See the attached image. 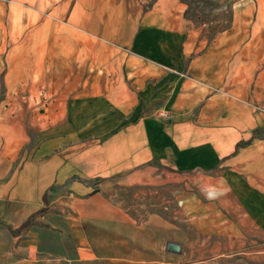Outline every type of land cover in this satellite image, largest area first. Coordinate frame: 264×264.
Wrapping results in <instances>:
<instances>
[{
	"label": "crops",
	"instance_id": "1",
	"mask_svg": "<svg viewBox=\"0 0 264 264\" xmlns=\"http://www.w3.org/2000/svg\"><path fill=\"white\" fill-rule=\"evenodd\" d=\"M146 3L84 0V33L102 41L85 48L99 58L74 93L42 110L29 96L4 93L6 85H29V62L11 78L19 64L12 62L6 85L1 73L3 55L14 51L43 55V67L45 40L4 46L8 33L0 30V233L15 238L37 222L39 233L67 231L73 264H189L194 250L174 237V224L154 212L138 216L122 197L193 177L205 192L193 212L198 231L255 239L264 252V139L253 137L264 127L239 82L253 70L255 51L219 45L244 37L242 23L263 20L255 13L259 0L234 1L231 28L209 45L178 0ZM11 4L0 0L1 23L9 21ZM37 30L44 39L41 25ZM51 186L62 188L44 197ZM186 198L181 214L190 224Z\"/></svg>",
	"mask_w": 264,
	"mask_h": 264
},
{
	"label": "rangeland",
	"instance_id": "2",
	"mask_svg": "<svg viewBox=\"0 0 264 264\" xmlns=\"http://www.w3.org/2000/svg\"><path fill=\"white\" fill-rule=\"evenodd\" d=\"M12 1L9 11L6 10L7 14L11 13L9 21L0 22V30L5 28L8 33L7 39L3 38L4 46L22 47L29 43L37 47L39 41L45 40L47 52L43 67H40L41 62L39 63L43 55L39 56L34 52L5 53L1 73L4 75L2 77L4 84L7 80L5 74L12 67V62L17 61L19 64L13 65L16 69L11 71V78L21 77L22 61L29 62L25 65L24 73L30 72V75L29 85L5 84V92L4 88L2 91L29 96L31 107L42 110L50 101L55 102L54 98L60 100L61 97H68L75 92L70 91L74 89L78 80L85 78L88 64L93 59L96 62L99 58V55L87 51L85 46L91 42L94 46H99L102 41L84 33L86 30L84 0ZM143 1L148 6L146 2L150 0ZM178 1L183 4V15L197 30L202 45H209L219 33L231 28L232 4L238 0ZM257 8L255 13L263 15L262 21L254 23L251 20L242 23L239 27L242 29L239 30L245 31L244 37L237 39L227 37L219 45L253 46L255 66L248 77L239 82L244 86L243 98L246 99L247 106L264 127V0H259ZM39 25L43 30L41 33L45 32L44 39L37 37ZM227 94L236 97L233 93ZM212 191L213 189H207V196H211L208 192ZM123 193L125 196L122 199L126 205L137 210L138 216L143 217L148 212H154L174 224V237L180 241L183 239L191 251L194 250L189 264H264L261 243L255 239L231 241L228 238H216L214 235L207 237L205 233L198 231L193 212L196 211L198 199L204 200L205 192L198 188L197 178L190 177L188 180L173 181L168 185L149 186ZM186 197H189L190 217L194 221L190 224L183 221L181 214ZM39 226L37 222L34 228L22 231L15 238L0 233V264H73L70 259L68 232L45 228V231L39 233Z\"/></svg>",
	"mask_w": 264,
	"mask_h": 264
},
{
	"label": "trees",
	"instance_id": "3",
	"mask_svg": "<svg viewBox=\"0 0 264 264\" xmlns=\"http://www.w3.org/2000/svg\"><path fill=\"white\" fill-rule=\"evenodd\" d=\"M1 88H3L2 87V81H1ZM253 137H257V138H259V139H264V134L263 133H261V131L259 130V129H255V131L253 132ZM237 148H238V145H237ZM61 186H51V187H49V189L47 190V192L44 194V197L46 196V194L48 193V192H50V193H52V194H57L58 192H59V190H61ZM31 221V219L29 218V219H27V221H25V223H23L18 229H17V232H19L22 228H24V227H26L28 224H29V222ZM13 232V231H12ZM11 232V233H12ZM16 232V233H17ZM14 233L15 232H13L12 234L14 235Z\"/></svg>",
	"mask_w": 264,
	"mask_h": 264
},
{
	"label": "water",
	"instance_id": "4",
	"mask_svg": "<svg viewBox=\"0 0 264 264\" xmlns=\"http://www.w3.org/2000/svg\"><path fill=\"white\" fill-rule=\"evenodd\" d=\"M168 249L171 250V251H178V245L177 244H174V243H168L167 245Z\"/></svg>",
	"mask_w": 264,
	"mask_h": 264
},
{
	"label": "built area",
	"instance_id": "5",
	"mask_svg": "<svg viewBox=\"0 0 264 264\" xmlns=\"http://www.w3.org/2000/svg\"><path fill=\"white\" fill-rule=\"evenodd\" d=\"M161 116L162 117H166L167 116V113H165V112L164 113H161Z\"/></svg>",
	"mask_w": 264,
	"mask_h": 264
}]
</instances>
